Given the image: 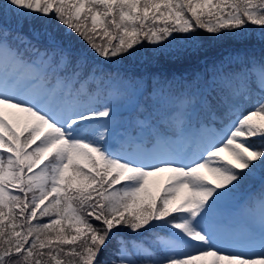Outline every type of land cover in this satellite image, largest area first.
I'll use <instances>...</instances> for the list:
<instances>
[{"label":"snow or ice","instance_id":"snow-or-ice-1","mask_svg":"<svg viewBox=\"0 0 264 264\" xmlns=\"http://www.w3.org/2000/svg\"><path fill=\"white\" fill-rule=\"evenodd\" d=\"M0 264H264V0H0Z\"/></svg>","mask_w":264,"mask_h":264},{"label":"trees","instance_id":"trees-1","mask_svg":"<svg viewBox=\"0 0 264 264\" xmlns=\"http://www.w3.org/2000/svg\"><path fill=\"white\" fill-rule=\"evenodd\" d=\"M27 31V29H25ZM202 37L204 44L201 52L196 56H191L180 61H173L169 57L165 56L157 62L148 63L147 53L151 50V46L145 44L141 48V52L144 54L143 57L137 61L130 60L128 58H116L112 63V70H120L122 74L129 76H141L145 73H165L169 76L175 74L177 76L184 74H191L195 71L200 70L203 67L201 61L209 60L210 58H218L221 53L220 46H217L206 39V34L198 33ZM181 37L177 35L179 41ZM78 43H82L79 42ZM197 63L196 65H194ZM148 69V70H147Z\"/></svg>","mask_w":264,"mask_h":264},{"label":"rangeland","instance_id":"rangeland-1","mask_svg":"<svg viewBox=\"0 0 264 264\" xmlns=\"http://www.w3.org/2000/svg\"><path fill=\"white\" fill-rule=\"evenodd\" d=\"M132 101H133V100H132ZM132 101H124V102L120 103V104L118 105V110H119V109H122V108H123V105H125V108H126L129 104L132 103ZM230 209H231V205H226V206H225V211L230 210Z\"/></svg>","mask_w":264,"mask_h":264}]
</instances>
